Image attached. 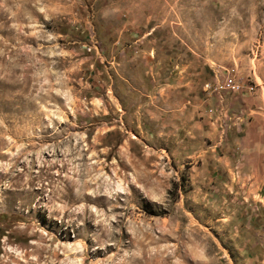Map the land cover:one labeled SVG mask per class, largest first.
I'll use <instances>...</instances> for the list:
<instances>
[{"label": "rangeland", "instance_id": "rangeland-1", "mask_svg": "<svg viewBox=\"0 0 264 264\" xmlns=\"http://www.w3.org/2000/svg\"><path fill=\"white\" fill-rule=\"evenodd\" d=\"M0 264H264V0H0Z\"/></svg>", "mask_w": 264, "mask_h": 264}, {"label": "built area", "instance_id": "built-area-1", "mask_svg": "<svg viewBox=\"0 0 264 264\" xmlns=\"http://www.w3.org/2000/svg\"><path fill=\"white\" fill-rule=\"evenodd\" d=\"M204 90L207 94L211 95L215 92H221L227 90L228 92L239 93L241 91V85L236 80L234 75L227 74L222 80L214 83H206Z\"/></svg>", "mask_w": 264, "mask_h": 264}]
</instances>
